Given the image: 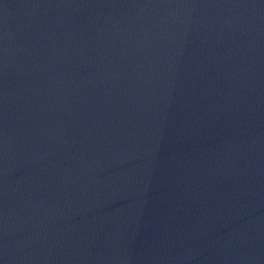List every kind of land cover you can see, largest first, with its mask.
Instances as JSON below:
<instances>
[{"label":"water","instance_id":"95a60500","mask_svg":"<svg viewBox=\"0 0 264 264\" xmlns=\"http://www.w3.org/2000/svg\"><path fill=\"white\" fill-rule=\"evenodd\" d=\"M0 264H264V0H0Z\"/></svg>","mask_w":264,"mask_h":264}]
</instances>
